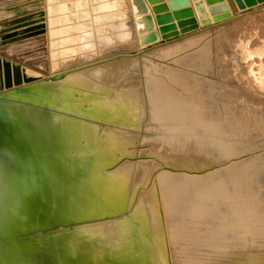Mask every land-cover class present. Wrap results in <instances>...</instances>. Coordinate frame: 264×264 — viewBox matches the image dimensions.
<instances>
[{
    "label": "bare ground",
    "instance_id": "1",
    "mask_svg": "<svg viewBox=\"0 0 264 264\" xmlns=\"http://www.w3.org/2000/svg\"><path fill=\"white\" fill-rule=\"evenodd\" d=\"M68 2L90 20L117 12L106 23L112 35L78 21L69 25ZM44 3L51 55L71 27L77 48L98 36L132 34L141 48L130 0ZM147 58L141 63L150 65ZM94 64L40 79L21 68V83L0 90V264H264L263 201L256 179L235 173L242 162L227 163L235 150L210 137L213 126L192 104L182 110L188 99L184 105L180 91L173 96L160 86L163 77H150L148 109L133 112L141 95L109 92L113 72L102 76ZM136 112L147 115L150 135L128 127ZM136 140L148 146L139 155L128 150ZM133 154L154 159L118 163Z\"/></svg>",
    "mask_w": 264,
    "mask_h": 264
},
{
    "label": "rangeland",
    "instance_id": "2",
    "mask_svg": "<svg viewBox=\"0 0 264 264\" xmlns=\"http://www.w3.org/2000/svg\"><path fill=\"white\" fill-rule=\"evenodd\" d=\"M44 1L0 0V90L21 83V68L34 71L40 79L74 69L81 64L95 63L101 66L102 76H106L108 71L113 72V76L107 81L109 92L116 96L135 93L141 95L140 104L135 102L131 105V110L134 112L141 106L148 109L149 104L145 101L149 98L145 94L148 87L145 88V84L154 81L150 80L152 79L150 77L153 76L155 81L158 79L156 82L163 77V80H160L163 84L159 83L160 86L170 91L173 96L180 91L176 98H182L181 102L188 99V102L183 101V104L187 106H184L182 110L187 111V107L192 104L193 106H190L192 110L197 111L203 121L213 126L210 137L222 140L235 150L236 157H232L227 163L242 162L238 164L242 165L241 170L242 168L244 170L235 173L239 172L237 175L240 176L243 173L245 176L247 173L248 176L256 179L258 184L256 189L259 192L257 197L264 203V5L187 36H174L175 38L171 37L138 50L133 34L126 40H119L114 36L112 40H105L98 36L94 41L91 40L90 43L77 48L75 47L78 44L75 39L78 35L77 29L71 27L62 33L64 38L60 45L55 47L57 52L51 55L53 49H51L50 37L46 33V3ZM71 4L67 3L70 9ZM68 13L69 25L71 22L78 21L87 30H91L95 24L96 29L104 31V36L108 34L106 31L111 30L106 26L107 21L111 22L112 15H117V12L103 10L100 13L106 18L93 16L90 20L89 14L85 12L75 14L71 9ZM96 13H98L97 9L92 11L93 15ZM127 17L128 22H131L128 13ZM103 22L105 26L99 25ZM85 35L88 39L93 38L91 32ZM58 37L60 38V34ZM170 45L174 47V51L171 50L167 55L159 54L160 50ZM50 55L54 58H50ZM145 56L149 57L148 61L152 59V62H149L150 65L141 63L143 61L141 58L146 59ZM127 61H133L135 66L128 69ZM137 71L140 72L137 73ZM159 73L162 75H158ZM155 74L160 77H155ZM142 76H146L147 79ZM144 78L145 82H143ZM164 79L168 84L170 83V86L165 84ZM178 83L180 85H177ZM144 116L138 118L137 112L131 116L130 122L134 124L128 127L137 135L151 133L144 128L148 124V117ZM136 141L137 145L134 142L128 149L129 152L135 151L134 154H137L140 150H147L146 144ZM134 154L130 158L121 159L118 163L138 162L143 158L147 159L145 161L154 159L153 156L141 158ZM137 157L142 160H138ZM227 163L225 164L228 165ZM263 203L261 206L264 207ZM258 224L264 227V220L259 221Z\"/></svg>",
    "mask_w": 264,
    "mask_h": 264
},
{
    "label": "water",
    "instance_id": "3",
    "mask_svg": "<svg viewBox=\"0 0 264 264\" xmlns=\"http://www.w3.org/2000/svg\"><path fill=\"white\" fill-rule=\"evenodd\" d=\"M155 14V21L159 25L157 34L152 15L144 3V0H130L134 16L135 32L138 44L141 47L148 46L166 40L185 32L208 26L212 23L232 17L225 0H194L193 6L199 22L192 17V11L188 9V0H169L168 4H159L161 0H146ZM239 11L255 7L264 3V0H233ZM155 4V5H154ZM207 5V8L205 7ZM171 10L172 12H169ZM173 19L177 22L173 23ZM179 28V29H177Z\"/></svg>",
    "mask_w": 264,
    "mask_h": 264
},
{
    "label": "crops",
    "instance_id": "4",
    "mask_svg": "<svg viewBox=\"0 0 264 264\" xmlns=\"http://www.w3.org/2000/svg\"><path fill=\"white\" fill-rule=\"evenodd\" d=\"M168 1L169 0H161L160 2H158L159 4H168ZM189 1V5H188V9H190L191 11H192V17H194L195 18V20L197 21V23L199 22V18L197 17V14H196V11H195V9H194V6H193V3H194V0H188ZM225 2L228 4V6H229V9L231 10V12H232V17L233 16H235V15H239V14H243V13H246V12H248V11H251V10H254V9H256V8H258V7H260V6H262V5H264V3H261V4H258V5H256L255 7H251V8H246V9H244V10H242V11H239L238 9H237V6H236V4H235V2L233 1V0H225ZM144 3H145V5L147 6V8L149 9V11H150V14L152 15V19H153V23H154V27H155V31L157 32V34L159 35V32H158V27H159V25L158 24H156V21H155V14L152 12V10H151V7L153 6V5H150V4H148L147 3V1L146 0H144ZM155 5V4H154ZM205 7L207 8V5H205ZM169 12H172L171 10H169ZM226 19H228V18H226ZM226 19H224V20H226ZM173 23H175L176 22V20L175 19H173ZM223 21V20H222ZM110 22V21H109ZM219 22H221V21H219ZM111 24H113L114 23V21H111L110 22ZM215 23H218V22H215ZM215 23H212V24H210V25H208V26H202V27H199L198 29H194V30H191V31H188V32H185V33H183V34H180V35H177L176 37H181V36H185V35H187V34H190V33H192V32H195V31H198V30H201V29H203V28H206V27H209V26H212L213 24H215ZM110 28V27H109ZM92 29H96V28H94V27H92ZM111 29V28H110ZM178 29V28H177ZM98 30H101V29H98ZM101 31H103V30H101ZM111 31H114L113 29H111ZM107 32V31H106ZM107 33H109V34H111V32H107ZM112 35V34H111ZM173 38H175V37H173ZM162 40H160L159 42H161ZM152 45V44H151Z\"/></svg>",
    "mask_w": 264,
    "mask_h": 264
}]
</instances>
